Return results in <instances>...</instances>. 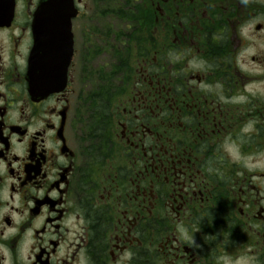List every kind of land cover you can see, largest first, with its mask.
<instances>
[{
	"label": "flooded vegetation",
	"instance_id": "1",
	"mask_svg": "<svg viewBox=\"0 0 264 264\" xmlns=\"http://www.w3.org/2000/svg\"><path fill=\"white\" fill-rule=\"evenodd\" d=\"M45 1L0 6V264H264V167L228 155L264 153V0H62L35 93Z\"/></svg>",
	"mask_w": 264,
	"mask_h": 264
},
{
	"label": "water",
	"instance_id": "2",
	"mask_svg": "<svg viewBox=\"0 0 264 264\" xmlns=\"http://www.w3.org/2000/svg\"><path fill=\"white\" fill-rule=\"evenodd\" d=\"M9 0H0V6H5ZM62 0H48L40 4L36 15V31L40 35L36 37L35 51L30 60V78L34 86V92L41 91L50 93L55 91V85L60 78V74L67 76V71L71 63V54H64L65 59H55L51 57L53 50L57 47L59 37L49 36L46 33L58 32L63 29L60 27L59 10H65L63 14L71 15L72 6L69 4L62 5ZM12 7L14 6L12 0ZM64 30H70L68 25ZM41 33L43 35H41ZM67 48V43L64 44Z\"/></svg>",
	"mask_w": 264,
	"mask_h": 264
},
{
	"label": "clouds",
	"instance_id": "3",
	"mask_svg": "<svg viewBox=\"0 0 264 264\" xmlns=\"http://www.w3.org/2000/svg\"><path fill=\"white\" fill-rule=\"evenodd\" d=\"M254 131V122L249 121L242 129L243 134H249ZM235 152H229L228 155L234 161L243 163L245 166L251 164L255 167H264V153H257L250 157H243L240 153V149L238 145H235ZM182 238L187 242L190 247H199L196 244L194 239V234L197 231H192L190 228H182L181 230ZM225 264H231L230 258H226ZM247 264H255L254 259H247Z\"/></svg>",
	"mask_w": 264,
	"mask_h": 264
},
{
	"label": "trees",
	"instance_id": "4",
	"mask_svg": "<svg viewBox=\"0 0 264 264\" xmlns=\"http://www.w3.org/2000/svg\"><path fill=\"white\" fill-rule=\"evenodd\" d=\"M87 108L86 113L89 114L90 111H93L95 113V118L100 121L105 116L106 111V95L105 93H99L96 95V98L94 100L91 99L90 94L87 95Z\"/></svg>",
	"mask_w": 264,
	"mask_h": 264
}]
</instances>
